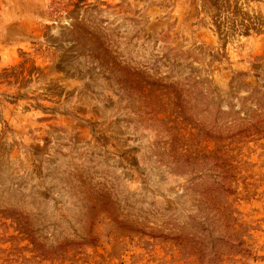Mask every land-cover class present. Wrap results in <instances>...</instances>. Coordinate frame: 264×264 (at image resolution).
<instances>
[{"label":"rangeland","instance_id":"rangeland-1","mask_svg":"<svg viewBox=\"0 0 264 264\" xmlns=\"http://www.w3.org/2000/svg\"><path fill=\"white\" fill-rule=\"evenodd\" d=\"M0 264H264V0H0Z\"/></svg>","mask_w":264,"mask_h":264}]
</instances>
